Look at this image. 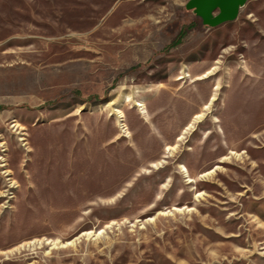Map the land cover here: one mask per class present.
I'll return each instance as SVG.
<instances>
[{"label":"rangeland","instance_id":"rangeland-1","mask_svg":"<svg viewBox=\"0 0 264 264\" xmlns=\"http://www.w3.org/2000/svg\"><path fill=\"white\" fill-rule=\"evenodd\" d=\"M188 1L0 0V264H264V0Z\"/></svg>","mask_w":264,"mask_h":264},{"label":"water","instance_id":"water-1","mask_svg":"<svg viewBox=\"0 0 264 264\" xmlns=\"http://www.w3.org/2000/svg\"><path fill=\"white\" fill-rule=\"evenodd\" d=\"M247 0H189L187 8L199 15L207 26H218L238 17Z\"/></svg>","mask_w":264,"mask_h":264},{"label":"trees","instance_id":"trees-1","mask_svg":"<svg viewBox=\"0 0 264 264\" xmlns=\"http://www.w3.org/2000/svg\"><path fill=\"white\" fill-rule=\"evenodd\" d=\"M181 41H177L174 45H177V44H179Z\"/></svg>","mask_w":264,"mask_h":264}]
</instances>
